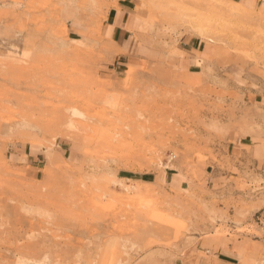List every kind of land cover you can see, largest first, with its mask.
Instances as JSON below:
<instances>
[{
  "label": "rangeland",
  "instance_id": "rangeland-1",
  "mask_svg": "<svg viewBox=\"0 0 264 264\" xmlns=\"http://www.w3.org/2000/svg\"><path fill=\"white\" fill-rule=\"evenodd\" d=\"M117 1L0 0V264H198L221 240L264 264V10L132 0L154 55L123 60ZM183 36L214 49L198 74Z\"/></svg>",
  "mask_w": 264,
  "mask_h": 264
},
{
  "label": "crops",
  "instance_id": "crops-1",
  "mask_svg": "<svg viewBox=\"0 0 264 264\" xmlns=\"http://www.w3.org/2000/svg\"><path fill=\"white\" fill-rule=\"evenodd\" d=\"M241 5L242 8L264 10V0H227ZM248 3V5H247ZM132 0H118L116 6L106 15L103 31L106 39L115 46L118 59L133 57L139 60H150L154 55L149 50L143 49L136 43L137 35L136 16L133 15ZM74 26L78 23L73 22ZM176 65L180 73L185 75L198 74L202 65L210 64L214 56V49L199 40L197 37L183 36L175 49ZM200 63V66L198 64ZM243 146L242 143L239 144ZM32 155V154H30ZM177 174L164 172L160 183L171 187L173 177ZM182 186L180 180L179 187ZM172 188V187H171ZM205 248L200 247L198 264H243L248 257V247L242 242L230 243L221 240L215 243H204Z\"/></svg>",
  "mask_w": 264,
  "mask_h": 264
},
{
  "label": "bare ground",
  "instance_id": "bare-ground-1",
  "mask_svg": "<svg viewBox=\"0 0 264 264\" xmlns=\"http://www.w3.org/2000/svg\"><path fill=\"white\" fill-rule=\"evenodd\" d=\"M228 3L230 4V5H232V6H234V7H236V8H242L241 7V5H239V4H236V3H233V2H230V1H228ZM247 5H248V3H247ZM218 16V15H217ZM210 21H211V19H209ZM213 20V19H212ZM219 20H221V19H219ZM223 21V20H222ZM206 22V21H205ZM212 22V21H211ZM198 24H200V23H198ZM222 24V23H221ZM220 24V25H221ZM225 24H227L226 23V21H225ZM219 25V26H220ZM223 25V24H222ZM90 27V26H89ZM196 28V27H195ZM195 28H193V29H195ZM227 28V27H226ZM197 31H198V33H202V31H201V29L200 28H197ZM207 32V31H206ZM199 36V35H198ZM200 37V36H199ZM127 80H129V79H127ZM41 112H43V111H41ZM16 120V119H15ZM30 124V123H29ZM22 128V127H21ZM73 128V126H72V124H70L69 126H68V131H71V129ZM37 129V128H36ZM67 131V130H66ZM68 131H67V133H65V134H61V136H63V137H65L66 139H73V136L72 135H70V133H68ZM64 133V132H63ZM50 158V157H49ZM48 158V159H49ZM49 162H51V159H49ZM149 185H150V183H148Z\"/></svg>",
  "mask_w": 264,
  "mask_h": 264
},
{
  "label": "trees",
  "instance_id": "trees-1",
  "mask_svg": "<svg viewBox=\"0 0 264 264\" xmlns=\"http://www.w3.org/2000/svg\"><path fill=\"white\" fill-rule=\"evenodd\" d=\"M144 179H146V178H144Z\"/></svg>",
  "mask_w": 264,
  "mask_h": 264
}]
</instances>
